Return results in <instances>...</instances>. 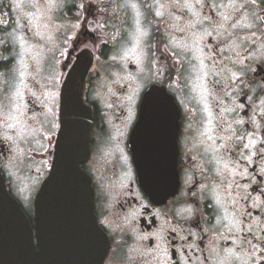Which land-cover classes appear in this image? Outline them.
Segmentation results:
<instances>
[{"label":"flooded vegetation","instance_id":"flooded-vegetation-1","mask_svg":"<svg viewBox=\"0 0 264 264\" xmlns=\"http://www.w3.org/2000/svg\"><path fill=\"white\" fill-rule=\"evenodd\" d=\"M64 94L93 110L103 264H264V0H0V173L32 208Z\"/></svg>","mask_w":264,"mask_h":264},{"label":"water","instance_id":"water-1","mask_svg":"<svg viewBox=\"0 0 264 264\" xmlns=\"http://www.w3.org/2000/svg\"><path fill=\"white\" fill-rule=\"evenodd\" d=\"M73 76L85 75L75 70ZM76 98L69 103L62 97L61 143L33 200L31 220L0 173V264H103L109 240L94 213L91 178L81 168L89 157L93 110ZM137 171L146 190V170Z\"/></svg>","mask_w":264,"mask_h":264},{"label":"rangeland","instance_id":"rangeland-1","mask_svg":"<svg viewBox=\"0 0 264 264\" xmlns=\"http://www.w3.org/2000/svg\"><path fill=\"white\" fill-rule=\"evenodd\" d=\"M101 86H103V84H101ZM104 90V93L106 96L111 95V89L110 87H101ZM94 88H92L93 90ZM98 88H96L97 90ZM103 107L106 110H109V106L107 103H105L103 105ZM15 126H17V122H14L13 120H10V127L14 128ZM110 130V126L108 127ZM16 144L17 141H15ZM31 186L30 184H28L27 182H24L23 179L21 178L20 175L15 176L14 179V183H13V187L15 188L14 192H12L14 194V198L17 200V202L20 204V206L22 207L23 211L28 214L29 216H33V208H32V199L34 196V192L36 191L37 187H38V183L36 182L33 186L34 187H29ZM102 190L104 192L107 193V188L104 187V184H102Z\"/></svg>","mask_w":264,"mask_h":264},{"label":"trees","instance_id":"trees-1","mask_svg":"<svg viewBox=\"0 0 264 264\" xmlns=\"http://www.w3.org/2000/svg\"><path fill=\"white\" fill-rule=\"evenodd\" d=\"M26 215H27V216L29 217V219L31 220V218H32V217H31V216H29L28 214H26Z\"/></svg>","mask_w":264,"mask_h":264}]
</instances>
